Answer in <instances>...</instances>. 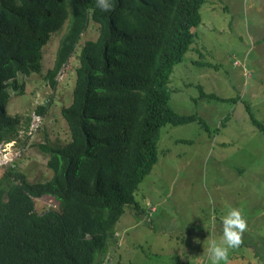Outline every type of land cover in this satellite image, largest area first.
Wrapping results in <instances>:
<instances>
[{"label": "trees", "instance_id": "1", "mask_svg": "<svg viewBox=\"0 0 264 264\" xmlns=\"http://www.w3.org/2000/svg\"><path fill=\"white\" fill-rule=\"evenodd\" d=\"M204 1L108 0L103 11L97 0H0V143L20 132L21 116L7 110L10 90L23 89L20 74L41 72L51 33L68 22L46 75L54 86L89 21L99 31L81 46L72 101L61 108L70 140L40 144L51 177L29 181L13 164L0 176V264H103L125 206L141 211L134 193L158 160L160 128L203 122L168 105L167 84L194 42ZM45 195L57 208L37 212Z\"/></svg>", "mask_w": 264, "mask_h": 264}, {"label": "rangeland", "instance_id": "2", "mask_svg": "<svg viewBox=\"0 0 264 264\" xmlns=\"http://www.w3.org/2000/svg\"><path fill=\"white\" fill-rule=\"evenodd\" d=\"M200 14L194 42L174 64L167 90L175 112L203 122L160 128L158 160L134 193L141 211L125 206L116 225L137 213L129 224L115 226L119 236L107 241L114 255L104 264H211L209 245L226 246L223 219L233 209L241 211L247 230L241 245L229 250L227 264H264V133L246 108L264 125V0H205ZM67 24L42 47L41 72L20 74L23 89L10 90L7 110L22 124L14 141L0 143V176L5 163L29 181L49 179V157L40 144L70 140L61 108L72 101L81 46L99 31L89 21L53 86L46 75ZM200 89L225 100L201 96ZM40 105L42 115L36 113ZM27 118L34 131L26 133ZM52 208V196L35 199L37 212Z\"/></svg>", "mask_w": 264, "mask_h": 264}, {"label": "clouds", "instance_id": "3", "mask_svg": "<svg viewBox=\"0 0 264 264\" xmlns=\"http://www.w3.org/2000/svg\"><path fill=\"white\" fill-rule=\"evenodd\" d=\"M97 6L103 11H109L112 7L108 0H97ZM246 230L247 223L241 211L238 209L231 210L229 215L223 219V239L226 246L217 244L214 241L209 245L208 251L210 253L211 264H222V262L227 264L229 250L238 248L241 245L242 236ZM195 242L200 243L198 237L195 238ZM180 258L184 259L185 257L180 255Z\"/></svg>", "mask_w": 264, "mask_h": 264}, {"label": "crops", "instance_id": "4", "mask_svg": "<svg viewBox=\"0 0 264 264\" xmlns=\"http://www.w3.org/2000/svg\"><path fill=\"white\" fill-rule=\"evenodd\" d=\"M138 212H139V211H138ZM147 212H148V211H147ZM135 213H137V212H136V211H134V212H130L129 215H128V217L126 218L125 221H123V222H118V223H117L118 225H115V226L123 227L124 225H126V224H124V222H127V224H129V223L131 222V220L134 218ZM119 233H120V232H118V231L116 230V228H115V233H114V235H113V237H112L113 239H115V241H116V237L119 236ZM108 254L114 255L113 252H109V251H108L107 255H108ZM107 255H106V256H107ZM119 257H120V258H119ZM116 258H117L116 260H118V258H119L118 261H120V263H121V261H122V256H121V254H119V256L116 257Z\"/></svg>", "mask_w": 264, "mask_h": 264}, {"label": "built area", "instance_id": "5", "mask_svg": "<svg viewBox=\"0 0 264 264\" xmlns=\"http://www.w3.org/2000/svg\"><path fill=\"white\" fill-rule=\"evenodd\" d=\"M31 130H33V128L31 127V125L28 127V129H27V131H26V133L28 132V131H31ZM34 131V130H33ZM12 142V141H11ZM4 165V167H8L9 166V164H3ZM2 165V166H3Z\"/></svg>", "mask_w": 264, "mask_h": 264}, {"label": "bare ground", "instance_id": "6", "mask_svg": "<svg viewBox=\"0 0 264 264\" xmlns=\"http://www.w3.org/2000/svg\"><path fill=\"white\" fill-rule=\"evenodd\" d=\"M11 142V141H10Z\"/></svg>", "mask_w": 264, "mask_h": 264}]
</instances>
